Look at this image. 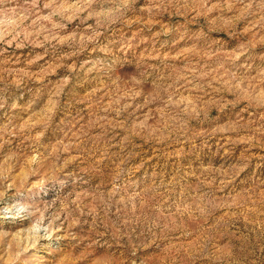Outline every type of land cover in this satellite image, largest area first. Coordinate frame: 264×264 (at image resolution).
<instances>
[{"label": "rangeland", "instance_id": "1", "mask_svg": "<svg viewBox=\"0 0 264 264\" xmlns=\"http://www.w3.org/2000/svg\"><path fill=\"white\" fill-rule=\"evenodd\" d=\"M0 264H264V0H0Z\"/></svg>", "mask_w": 264, "mask_h": 264}, {"label": "bare ground", "instance_id": "2", "mask_svg": "<svg viewBox=\"0 0 264 264\" xmlns=\"http://www.w3.org/2000/svg\"><path fill=\"white\" fill-rule=\"evenodd\" d=\"M10 215V214H9ZM10 218V217H9Z\"/></svg>", "mask_w": 264, "mask_h": 264}]
</instances>
